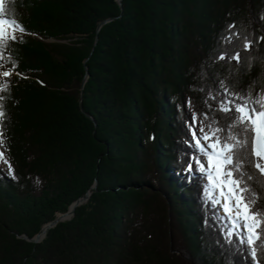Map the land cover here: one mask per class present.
<instances>
[{"label":"trees","instance_id":"1","mask_svg":"<svg viewBox=\"0 0 264 264\" xmlns=\"http://www.w3.org/2000/svg\"><path fill=\"white\" fill-rule=\"evenodd\" d=\"M6 8L25 31L5 53L15 70L0 76L8 84L0 150L15 175L0 160V264H252L225 241L203 175L182 169L196 154L192 111L196 122L232 116L218 110L221 81L264 91V0H6ZM236 52L239 63L228 58ZM247 171L264 208V176ZM87 191L40 243L18 238L34 237Z\"/></svg>","mask_w":264,"mask_h":264},{"label":"snow or ice","instance_id":"2","mask_svg":"<svg viewBox=\"0 0 264 264\" xmlns=\"http://www.w3.org/2000/svg\"><path fill=\"white\" fill-rule=\"evenodd\" d=\"M234 27L229 25V30ZM9 28L11 33L7 31ZM17 30L20 33L25 31L14 19L8 18L6 0H0V61L12 62V69L0 73L4 78L9 77L16 67L15 61L5 53L10 51V42L17 40ZM232 36L225 39L231 42ZM260 39L264 40V37ZM252 43L245 37L244 50H249ZM228 58L239 63L240 52ZM218 59H225V56L220 55ZM2 67L4 64L0 63ZM221 88L224 91L218 110L232 113V116L226 125H221L215 118L204 114L198 135L195 127L197 117L193 114V123L189 124L192 133L190 146L196 154L191 157L187 170L192 174L199 171L207 180L204 198L216 209L214 217L225 241L249 256L252 264H264V208L256 207L260 196L250 183L260 181L247 171L251 167L259 176H264V91L255 95L251 90L240 93L230 90L223 81ZM7 90L8 84L0 82V93ZM216 95L209 94L214 100ZM5 99L0 95V123L6 117ZM3 143V131L0 130V145ZM0 160L8 165L9 173L15 178L14 169L2 152Z\"/></svg>","mask_w":264,"mask_h":264},{"label":"water","instance_id":"3","mask_svg":"<svg viewBox=\"0 0 264 264\" xmlns=\"http://www.w3.org/2000/svg\"><path fill=\"white\" fill-rule=\"evenodd\" d=\"M117 3H118L119 6H121V0H117ZM110 20H112V19H106V20L101 21L99 23V25H98L97 31L99 30V28L101 26H103L104 24L108 23ZM96 40H97V37H96ZM86 61H87V59L85 60V62ZM85 77H87V75ZM79 108H80V111L82 113H84V115L86 117H88L89 119L92 120L94 126H96L93 118L90 117L88 114H86L83 111V107H82V102L81 101L79 103ZM95 188H96V182L91 187V189H95ZM89 197H90V192L87 191L83 197H81V198L77 199L76 201H74L70 205V207L68 208V210L65 213L58 214L57 217H56V219H54L53 221H51V222L43 225L41 227V229L39 230V232L33 238H28L26 236H20V238H22V239H24V240H26L27 242H30V243H34V244L39 243L44 238V236L46 235L47 231H49L50 229L54 228L59 222H63V221H66V220H70L73 217V215H74V211H75L76 207H78V206L84 204L85 202H87L88 199H89Z\"/></svg>","mask_w":264,"mask_h":264},{"label":"rangeland","instance_id":"4","mask_svg":"<svg viewBox=\"0 0 264 264\" xmlns=\"http://www.w3.org/2000/svg\"><path fill=\"white\" fill-rule=\"evenodd\" d=\"M7 31L9 32V33H11L12 32V29L11 28H9V29H7ZM18 33V31L16 32V34ZM5 70H7L6 68H0V73H2L3 71H5ZM1 77H3L2 75H0ZM193 114H194V111H192V116H193ZM200 121H195V127H196V131H197V134L199 135L200 133H199V128H200ZM0 152H1V150H0ZM184 170H187V169H184ZM203 175V174H202ZM205 181H206V184H207V180L205 179ZM94 190V189H93ZM91 194V193H90ZM86 203V202H85ZM220 213L223 215V211H222V209H220ZM60 214V213H59ZM58 215V214H57ZM57 217V216H56ZM56 217H55V219H56ZM54 220V219H53ZM52 220V221H53ZM66 221H69V220H66ZM51 222V221H50ZM64 222V221H63ZM49 223V222H48ZM59 223H61V222H59ZM47 224V223H46ZM58 225V224H57ZM56 227V226H55ZM39 232V231H38ZM48 232V231H47ZM47 234V233H46ZM45 237V236H44ZM18 238H20L19 236H18ZM33 238V237H32ZM22 239V238H21ZM43 240V239H42ZM41 240V241H42ZM26 241V240H25ZM40 241V242H41ZM39 242V243H40ZM53 254V256L55 255V253H52Z\"/></svg>","mask_w":264,"mask_h":264}]
</instances>
